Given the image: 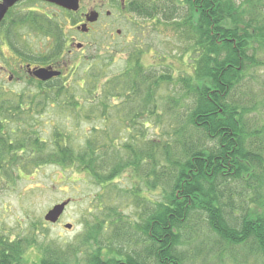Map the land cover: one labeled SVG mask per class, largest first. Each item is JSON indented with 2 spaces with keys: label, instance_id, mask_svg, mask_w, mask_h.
<instances>
[{
  "label": "trees",
  "instance_id": "trees-1",
  "mask_svg": "<svg viewBox=\"0 0 264 264\" xmlns=\"http://www.w3.org/2000/svg\"><path fill=\"white\" fill-rule=\"evenodd\" d=\"M126 9L161 20L175 34L185 32L188 68L177 77L173 70L157 73L134 47L125 67L102 83L99 96L86 70L78 78L79 93L71 88L75 81L63 83L62 77L49 84L29 77L27 89L18 92L0 85V171L12 178L9 170L21 176L56 164L84 169L100 186L129 175L131 185L139 186L135 189L160 192L158 199H148L152 203L136 221L146 244H97L81 264H208L210 256L247 264L249 254L264 264V121L252 116L264 101V80L256 75L264 69V0H129ZM37 16L22 14L8 26L6 19L1 23L2 47L12 52L11 71L21 63L45 65L62 58L61 25L48 15ZM26 26L53 38L45 54L19 49V32ZM171 80L181 98L165 101L154 89ZM55 106L88 120L120 122L125 143L119 145L116 135L108 144L99 142L100 135H110L109 130L99 135L96 127L76 154L66 144V132L56 131L48 141L37 120ZM147 127L153 138H146ZM194 223L206 224L214 247L203 240L193 249L185 244ZM27 243L0 239V264H76L56 248L27 262L20 253Z\"/></svg>",
  "mask_w": 264,
  "mask_h": 264
},
{
  "label": "rangeland",
  "instance_id": "rangeland-1",
  "mask_svg": "<svg viewBox=\"0 0 264 264\" xmlns=\"http://www.w3.org/2000/svg\"><path fill=\"white\" fill-rule=\"evenodd\" d=\"M100 4L104 6L103 11H110V15L106 16L105 12H102L101 20L92 27V32L88 34L90 35V45L84 47L80 59L74 53L64 56V60L70 64L65 69L62 81L63 83L71 82V84L75 81L71 86L75 92H80L79 87H77L78 78L79 76L82 77V71L86 70L90 77L89 85L94 84L96 86L95 92L97 94L95 96H99L102 85H104L102 83L125 67L134 47L141 51L143 64L146 67L154 66L158 70L157 73L164 71L166 74V72L171 73L170 70H173L174 77H177L188 68L186 51L188 54L190 40H187L185 32L175 34L161 20L143 19L134 13L120 14L118 8L113 6L112 0H80L79 11L90 10L96 6L99 7ZM33 9L38 10L40 14L52 17L56 25L58 23L61 25L65 36L73 35L71 32L72 21L70 20L76 18L77 15L67 16L68 14L58 7L46 3L27 2L15 5L10 10L9 17H5V24L8 26L10 19L22 14L35 13L32 11ZM105 21L111 23L109 27L104 28ZM103 28L104 30H102ZM116 28L122 31L118 37L115 35ZM19 33L21 34L17 43L19 49L25 52L30 51L33 55L45 54L52 45L53 38L37 33L29 26L21 28ZM112 35L113 39L111 38ZM0 36H2L1 32ZM125 36L127 37L125 38ZM83 39L84 35L80 42L86 44L88 40ZM2 42L1 40V47L3 46ZM47 45L50 47L47 48ZM125 47L127 48L124 51ZM2 50L4 53L0 55V64H4L9 69L13 64L12 52L7 46L2 47ZM73 70L74 74L70 76ZM16 74L18 79H16ZM16 74L10 81L8 73H2L0 70V79L3 77V80H0V85L6 91L18 92L27 89L29 83L26 78H23L24 72L22 73L19 69ZM256 75L262 82L264 69L258 70ZM175 87L176 83L174 85L171 80L168 84L166 82L159 84L158 87H155L154 92H157L159 97L165 101L173 96L180 99L181 95L176 92L178 89L175 91ZM160 103L162 104V101ZM182 103L179 101V105ZM257 107L252 116L260 123L264 121V101L258 103ZM79 111L84 110L80 108ZM45 112L46 114L43 112L44 119L37 120L41 136L50 141L56 131L63 135L65 132L68 133L65 137L67 138L66 144L70 145L75 154L84 150L87 138L92 136L90 131L92 127L102 130H97L99 135L105 133V130H109L110 136L102 137L100 135L98 137L99 142L103 141L108 144L115 135V140L119 141V145H123L126 141L124 138H126L127 133L120 129V122L118 125H114L116 123L112 125L109 120H102L101 118L88 120L81 116L77 117L62 112L56 106L49 107ZM146 126L149 125L146 124ZM146 129L149 133L146 138H153L154 130L148 127ZM98 150L96 156L100 157L102 156L101 145L98 146ZM118 161L121 160L118 159ZM83 170L61 168L56 164H49L38 168L37 171L32 168L23 172L21 176L18 175L16 169L14 171L9 170L12 178L0 171V239L4 241H17L18 239L28 241L27 244H21L23 249L20 252L23 253L27 262L36 259L41 252L43 254L56 248L57 251L65 253L67 259L76 264L83 263L85 252L94 251L97 244L113 242L123 247H126V244L135 247L146 244L144 237L136 227V221L141 215H144L146 208H149L152 203L147 202L148 199H158L160 192L156 194V192L151 191L149 194V191L143 186L140 187V190L135 189L139 186L131 185L129 175L128 179L121 178L118 180L119 177H115L110 182L100 186ZM137 193H140L139 196H135ZM248 198L250 199V197ZM64 200H69V203L59 219L55 223L44 221L45 213L53 205ZM199 223H194L191 232L192 237L187 243H184L190 244L189 247L193 249V246L200 244V241L203 240L205 244L208 243L209 247H214L215 243L210 244L214 240L213 235L210 236L206 224ZM65 224H70L71 227L67 228ZM185 244L182 247L188 248ZM237 254H239L238 251ZM210 258L208 264H234L228 262L227 257H224L222 262L219 259L218 261L215 260L212 256ZM247 264L260 263H256L255 257L249 254Z\"/></svg>",
  "mask_w": 264,
  "mask_h": 264
},
{
  "label": "flooded vegetation",
  "instance_id": "flooded-vegetation-1",
  "mask_svg": "<svg viewBox=\"0 0 264 264\" xmlns=\"http://www.w3.org/2000/svg\"><path fill=\"white\" fill-rule=\"evenodd\" d=\"M112 1H113V6L115 5L118 8L117 10L119 11L120 14H124V13L125 14H131V13H128L127 9H126V4H127V2L129 0H112ZM27 2L34 3V4L45 3L43 1L29 0V1L21 2V4L22 3H27ZM49 5H51V4H49ZM52 6H54V5H52ZM103 8H104L103 4H100L99 7L96 6L94 8H91L97 13V19H96V21L94 23L87 22V20L85 18V13L87 12V10H86V12H79V13L70 14V15H73V16L77 15L78 16V18H77L78 20L71 27V32H73V35L65 36V34H64V38H63V46H64V48H63L62 58L56 59L55 57H53L45 65H38V64H34V63H28V62L21 63L20 65H17V67H15L14 71L9 70L4 64H0L1 72L2 73H8V75H9L8 79L11 81L13 79V77H15V74L18 73V70L21 69L22 73L24 72V74H25L23 78L24 79L26 78V80H28L29 76H30L29 73H28V68L47 67V68L58 70L60 72V76L59 77H63L64 73H65V69L70 64V62L64 60V56H66L67 54L72 55L74 53V54L78 55V59L81 58L80 54L84 52V47L86 45H90L89 44L90 35H88V34L90 32H92L91 31V29L93 30L92 27L101 20L102 12H105L106 16L110 15V11L109 10L103 11ZM32 11L40 14V12L38 10H36V9H33ZM81 24H86V31L82 32V31H79L77 29V26L81 25ZM110 24H111L110 22L105 21L103 26H104V28L105 27H109ZM104 28L102 30H104ZM94 30H95V28H94ZM120 33H122L121 29H117L116 28L115 29V35H117V37H118L120 35ZM124 34H125V32H124ZM83 35H84V39L83 40H88L86 42V44L80 42V40L82 39ZM88 37H89V39H86ZM126 37L127 36H125V38ZM111 38L113 39V35L111 36ZM2 41H3L2 43L6 44V42L4 40H2ZM79 45H81V46H79ZM125 48H127V47H125ZM125 48L123 50H125ZM72 74H73V72L70 73V76H72ZM1 78L3 79V77H1ZM32 78L34 79V81L41 82L42 84H49L50 82H54L55 81L54 78L48 79L46 81H40L38 79H35L34 77H32ZM16 79H18V75H17Z\"/></svg>",
  "mask_w": 264,
  "mask_h": 264
},
{
  "label": "water",
  "instance_id": "water-1",
  "mask_svg": "<svg viewBox=\"0 0 264 264\" xmlns=\"http://www.w3.org/2000/svg\"><path fill=\"white\" fill-rule=\"evenodd\" d=\"M23 0H0V22L5 16L6 12L10 7H12L16 2ZM50 3H54L64 9L77 11L79 8V0H43ZM96 13L91 12L87 15V21L93 22L96 20ZM85 31L84 25L81 28ZM32 75L39 80L45 81L59 74L58 71L52 70L51 68H37L31 71ZM69 200H65L61 203L55 204L47 213L44 215V219L49 222H56L61 213L63 212L65 206L68 204ZM65 227L70 228V224H66Z\"/></svg>",
  "mask_w": 264,
  "mask_h": 264
}]
</instances>
